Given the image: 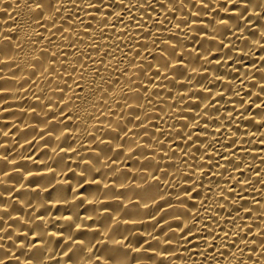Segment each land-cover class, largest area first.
<instances>
[{
  "label": "bare ground",
  "instance_id": "1",
  "mask_svg": "<svg viewBox=\"0 0 264 264\" xmlns=\"http://www.w3.org/2000/svg\"><path fill=\"white\" fill-rule=\"evenodd\" d=\"M52 2L0 0V262L264 264V0Z\"/></svg>",
  "mask_w": 264,
  "mask_h": 264
},
{
  "label": "snow or ice",
  "instance_id": "2",
  "mask_svg": "<svg viewBox=\"0 0 264 264\" xmlns=\"http://www.w3.org/2000/svg\"><path fill=\"white\" fill-rule=\"evenodd\" d=\"M122 2V0H121ZM203 2V0H202ZM232 2V0H230ZM32 3L34 4L35 10H40L41 13L43 12L44 8L46 7L45 0H32ZM241 3L245 6V10H247V6L251 3V0H241ZM47 7L49 11H52L55 9L56 11H59L58 8H56L55 4L52 2V0H47ZM261 11H264V4L260 5ZM227 10V9H226ZM257 15H260V12L256 13ZM223 23H227V21H222ZM2 91V90H0ZM264 91V89H262ZM257 123L264 125V114H261L259 119L257 120ZM245 211H250V210H245ZM185 229H187L188 232L191 231L190 228H187V225L181 228V232L184 233ZM2 264V262H0Z\"/></svg>",
  "mask_w": 264,
  "mask_h": 264
}]
</instances>
